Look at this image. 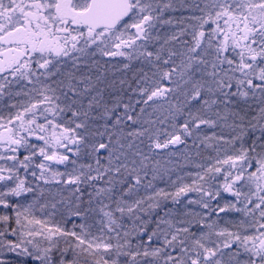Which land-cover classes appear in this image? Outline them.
I'll list each match as a JSON object with an SVG mask.
<instances>
[{
  "label": "snow or ice",
  "instance_id": "obj_1",
  "mask_svg": "<svg viewBox=\"0 0 264 264\" xmlns=\"http://www.w3.org/2000/svg\"><path fill=\"white\" fill-rule=\"evenodd\" d=\"M0 264H264V0H0Z\"/></svg>",
  "mask_w": 264,
  "mask_h": 264
},
{
  "label": "flooded vegetation",
  "instance_id": "obj_2",
  "mask_svg": "<svg viewBox=\"0 0 264 264\" xmlns=\"http://www.w3.org/2000/svg\"><path fill=\"white\" fill-rule=\"evenodd\" d=\"M113 71H115V70L112 69L111 67H109V74H110V75H111V73H112ZM116 75H117V76H120L121 73L117 71V72H116Z\"/></svg>",
  "mask_w": 264,
  "mask_h": 264
},
{
  "label": "rangeland",
  "instance_id": "obj_3",
  "mask_svg": "<svg viewBox=\"0 0 264 264\" xmlns=\"http://www.w3.org/2000/svg\"><path fill=\"white\" fill-rule=\"evenodd\" d=\"M189 170H191V169H189ZM160 186H161V187H163L164 185H163V184H161Z\"/></svg>",
  "mask_w": 264,
  "mask_h": 264
}]
</instances>
